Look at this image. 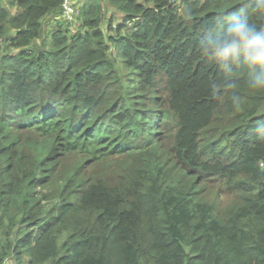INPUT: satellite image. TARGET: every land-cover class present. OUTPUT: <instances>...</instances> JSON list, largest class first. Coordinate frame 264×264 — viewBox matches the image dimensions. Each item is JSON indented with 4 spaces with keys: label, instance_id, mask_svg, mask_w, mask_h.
Masks as SVG:
<instances>
[{
    "label": "trees",
    "instance_id": "1",
    "mask_svg": "<svg viewBox=\"0 0 264 264\" xmlns=\"http://www.w3.org/2000/svg\"><path fill=\"white\" fill-rule=\"evenodd\" d=\"M64 1L0 0V264H264V68L214 50L264 5Z\"/></svg>",
    "mask_w": 264,
    "mask_h": 264
},
{
    "label": "clouds",
    "instance_id": "2",
    "mask_svg": "<svg viewBox=\"0 0 264 264\" xmlns=\"http://www.w3.org/2000/svg\"><path fill=\"white\" fill-rule=\"evenodd\" d=\"M264 5V0H259ZM225 58H237L241 52L252 64L264 68V33L253 32L245 23L235 25L229 36L214 45Z\"/></svg>",
    "mask_w": 264,
    "mask_h": 264
},
{
    "label": "built area",
    "instance_id": "3",
    "mask_svg": "<svg viewBox=\"0 0 264 264\" xmlns=\"http://www.w3.org/2000/svg\"><path fill=\"white\" fill-rule=\"evenodd\" d=\"M176 1H179V0H176ZM63 13L65 17L66 16L71 17L69 21H72L76 16L79 15L77 13H80V10L78 7L74 5L72 0H65L63 2Z\"/></svg>",
    "mask_w": 264,
    "mask_h": 264
},
{
    "label": "rangeland",
    "instance_id": "4",
    "mask_svg": "<svg viewBox=\"0 0 264 264\" xmlns=\"http://www.w3.org/2000/svg\"><path fill=\"white\" fill-rule=\"evenodd\" d=\"M72 1H73V3H74L76 6H78V7L82 4V1H81V0H72ZM77 14H79V13H77ZM64 17H65V16H64ZM70 18H71V17L66 16V17H65V20H66L67 22L70 23V21H69ZM66 21H65V22H66ZM73 21H74V23H76L75 18L73 19ZM72 27H73V26H72ZM98 170H99V171H100V170H103V171H104V170H108L109 173H113L114 168L107 169L105 165H101V166L98 167Z\"/></svg>",
    "mask_w": 264,
    "mask_h": 264
}]
</instances>
